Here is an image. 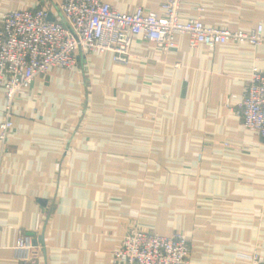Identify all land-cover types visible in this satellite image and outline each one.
<instances>
[{
	"label": "crops",
	"instance_id": "0c3cea01",
	"mask_svg": "<svg viewBox=\"0 0 264 264\" xmlns=\"http://www.w3.org/2000/svg\"><path fill=\"white\" fill-rule=\"evenodd\" d=\"M61 1L0 0V17L46 8L53 19ZM106 1L160 12L161 0ZM179 13L247 31L264 24V0H186ZM176 44L162 54L133 36L126 65L77 53L74 68H53L15 97L0 141V264H17L18 232L42 212L30 264H114L136 225L183 233L190 264L264 259V140L222 104L264 68V45L209 49L186 35ZM4 108L0 86V123Z\"/></svg>",
	"mask_w": 264,
	"mask_h": 264
},
{
	"label": "built area",
	"instance_id": "2783aa9c",
	"mask_svg": "<svg viewBox=\"0 0 264 264\" xmlns=\"http://www.w3.org/2000/svg\"><path fill=\"white\" fill-rule=\"evenodd\" d=\"M186 0H161L158 13L142 7L127 13L106 0H62L49 19L46 8L12 9L0 17V86L5 108L0 123V141L13 129L11 111L16 96L26 95L37 76L51 69H72L77 53L108 54L114 63L126 65L131 56L132 37L141 36L162 52L176 49V36L186 35L191 46L214 49L226 43L264 45V24L250 30L221 29L205 25L200 17L181 19ZM198 11L204 12L205 6ZM223 97V106L243 126L264 140V68L252 67L245 92ZM45 223L38 214L34 228L18 232L12 255L17 264H30L35 240ZM191 247L180 231L160 235L133 226L114 251V264H190ZM250 264H264L257 252L243 255Z\"/></svg>",
	"mask_w": 264,
	"mask_h": 264
}]
</instances>
